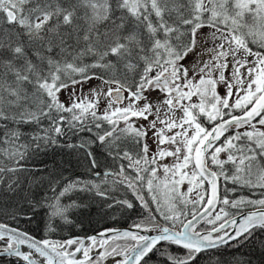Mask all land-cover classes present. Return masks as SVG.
<instances>
[{
	"label": "snow or ice",
	"instance_id": "1",
	"mask_svg": "<svg viewBox=\"0 0 264 264\" xmlns=\"http://www.w3.org/2000/svg\"><path fill=\"white\" fill-rule=\"evenodd\" d=\"M81 10L82 15L78 14ZM5 24L14 27L4 28ZM205 27L211 31L203 40H210L213 47L198 53ZM193 53L197 57L212 53L198 70L193 65L198 81L189 79V70L182 63ZM229 57L231 73L226 76ZM86 58L91 62L86 63ZM93 79L101 85L87 95L76 93L77 85L82 90ZM218 84L225 86L224 96L218 94ZM69 88L71 103L66 105L59 93ZM153 93L159 98L153 99ZM194 96L198 102H192ZM102 98L107 103L99 113ZM234 110L241 114H233ZM177 111L182 112L180 117ZM201 115L215 122L210 131L199 122ZM45 120L46 128L42 126ZM138 120L148 124H138ZM27 125L40 126V132L28 143H18L23 136L20 127ZM233 128L236 131L226 135ZM241 128L245 130L239 131ZM262 129L264 0H0V184L10 177L6 191H23L31 207H46L50 217L66 220V212L75 202L64 205L62 198L76 191L95 190L99 196L107 192L80 178L69 179L57 192L61 178L49 181L51 196L45 193L41 201H32L29 197L35 181L29 178V186L22 188L20 174L30 171L24 163L30 149L60 146V137L87 132L91 134L87 138L64 146L83 152L91 169L98 167L92 151L97 142L114 160L128 161L134 177L122 164L117 172H105L104 183L112 177L113 186L125 185L148 210L131 229L104 230L88 237V244L82 238L38 240L0 224V254L25 264H104L109 258L114 264H148L150 255L156 253L163 264H196L206 252L247 240L264 231V198L229 200L224 196L221 200L219 182L264 189ZM149 131L157 144L154 153L147 143ZM222 137L223 142L214 147ZM129 141L140 149L135 156L122 147ZM165 144L174 147H162ZM165 157H173L174 163L160 165L165 173L160 181L153 165ZM142 173L147 174L146 181ZM185 181L187 193L179 188ZM145 188L156 205L154 210L145 198ZM193 191L197 199H186ZM204 200V215H210L209 210L218 203L254 210L238 211L229 219L220 208L214 220H207L213 225L211 230L201 231L197 228L199 214L193 211L187 219L188 213L178 204L196 205ZM117 203L133 207L127 200ZM222 215L223 222L216 227ZM119 240L126 243H117ZM22 245L29 251H22ZM80 253L82 257L77 258Z\"/></svg>",
	"mask_w": 264,
	"mask_h": 264
},
{
	"label": "trees",
	"instance_id": "2",
	"mask_svg": "<svg viewBox=\"0 0 264 264\" xmlns=\"http://www.w3.org/2000/svg\"><path fill=\"white\" fill-rule=\"evenodd\" d=\"M78 14H83L81 10ZM118 14V13H117ZM4 28H11L14 26L3 25ZM103 27V26H102ZM31 55V53H29ZM5 58H8L7 56ZM86 63H90V58L85 59ZM99 71V70H97ZM235 112L233 114H237ZM199 122L200 119L198 118ZM201 123V122H200ZM48 121L42 122V126L46 128ZM14 126V125H10ZM206 129L210 125H202ZM37 128L35 132H32ZM20 131L23 136L18 143H28L33 134L40 132V126L27 125L21 126ZM95 131V130H94ZM236 129L229 130L226 135H231ZM3 133L0 131V136ZM91 134L87 132H78L73 135L68 133L66 136L60 137V146L51 145L41 151H35L34 148L29 150V157L24 161L25 166L30 169L28 173H21L23 178L22 188H27L29 178L35 181L31 186V194L29 199L32 201H41L47 193L49 196L52 193L49 191L50 180H61L57 192L63 187L69 179L80 178L84 181H93L100 185L101 190L107 192L105 196H99L93 191H76L68 196L62 198L61 203L64 205L75 202V206L69 208L66 212L67 219L60 217H50L48 215L49 209L46 207L34 208L29 205L28 199H25L23 191L11 193L5 190L7 180L0 184V223L5 225L19 228L26 233L38 238L52 239L64 241L70 237L86 236L94 234L102 229L131 227L134 223L140 222L145 216L148 215V210L141 207L140 201L136 200L133 193L127 189L125 185L113 186L110 181L112 177H108L109 183H104L105 172H117L120 166H125L126 172L130 176H135L136 173L133 169H128V162H115L111 156H108L106 150L100 145L101 148L97 149L92 145V151L96 158L98 167L91 169L87 158L83 152H78L75 149H70L64 145L67 143H77L81 137L87 138ZM225 138V137H224ZM224 138L220 143L223 142ZM124 145L132 146L129 141ZM137 146V145H136ZM135 146V147H136ZM139 150V147L137 146ZM136 149V150H137ZM127 150L134 154V150ZM9 163L10 162H7ZM230 167V166H229ZM99 173V175H96ZM142 175H145L142 173ZM228 189V191H225ZM232 189H235L234 191ZM219 194L222 200L227 196L229 200L239 199L240 197H247L253 200L264 198V189L261 188H247L240 185H233L230 181L225 183L222 179L219 182ZM146 195V193H145ZM147 196V195H146ZM145 196V198H146ZM149 200L148 198H146ZM127 200L133 204L132 208H127L125 205L117 203L118 201ZM150 202V209H155V205ZM111 205V207H109ZM223 204L219 203L218 207ZM178 206L188 213L187 219L191 218L193 211H200V205L191 206L179 203ZM225 211L229 214L228 218L236 216L237 212H245L254 209L249 206L244 209H235L230 205H223ZM161 224L165 222L154 213ZM203 224V223H202ZM199 225L198 228L200 226ZM49 232V234L47 233ZM163 247V245H161ZM172 251H176L173 247ZM0 264H18L9 258H0ZM148 264H163V261L158 254L153 253L148 259ZM196 264H264V231H257L247 240H240L233 242L228 246H222L218 249L212 250L202 254L197 260Z\"/></svg>",
	"mask_w": 264,
	"mask_h": 264
},
{
	"label": "rangeland",
	"instance_id": "3",
	"mask_svg": "<svg viewBox=\"0 0 264 264\" xmlns=\"http://www.w3.org/2000/svg\"><path fill=\"white\" fill-rule=\"evenodd\" d=\"M210 31H211V30H210L209 28H207V27H205V28H203V29L201 30V32H200V36H201L200 46L197 48L196 52H198V53H199V52H205L207 49L213 47L212 42H211L210 40H209L208 43H205L204 40H203V37H204L206 34H208ZM217 43H218V41H217ZM254 50H255V49H254ZM211 55H212V53H207V54H205V55H201V56L197 57L196 54L193 53V54L189 55V56L187 57V59H185V60L182 62V63L184 64V66H185L186 68H188V70H189V71H188V77H189V79H194V80H196V81L199 80V78H200L199 75H195V76L193 75V73H194L193 65L195 64V65H196V69H195V70H198L199 67L202 66V64H203L204 61H207V60H209V59L211 58ZM249 59H251V58H249ZM197 60H199V63H197ZM242 71L246 74V69H243ZM230 73H231V57H229V67H228V69L225 70V75L228 76V75H230ZM213 76H214V77H215V76H218V73L214 72V73H213ZM100 85H101V81H100V80L93 79V80L89 81L88 83L84 84L82 90H81V86H80V85H77L75 91H76V93H77L78 95H80V94L87 95V94L89 93V90H90L91 88H95V87H98V86H100ZM103 90H104V91H107V86H106V85L103 86ZM71 92H72V89L69 88V89H67V90H62V91L59 93V98H60V100H61L63 103H65L66 105L71 103V99H70ZM217 92H218V94H219L220 96H224V95L226 94V88H225V86H224L223 84H218V85H217ZM125 95H127V94L125 93ZM152 98H153V99H157V98H159V96H158L157 93H153V94H152ZM234 99H235V97H232V98H230V101L234 102ZM192 102H198V98L195 97V96L192 97ZM106 103H107V100L102 98V99H101V102H100V104H99V106H98V112H99V113H102V112L104 111L105 106H106ZM185 103H187V101H185ZM235 112H238L236 115H238V114L240 115V114H241L239 110H234V113H235ZM181 115H182V112H180V111H177V112H176V116H177V117H180ZM162 116H163V113H162ZM152 118H153V117L150 116V117H149V120H151ZM199 118H200V122H201V123H202V118H203L204 121L209 122L208 125H210V129L213 127V125H215V122H210V121H208V120L206 119V117H204V116H202V115H201ZM136 123H138V124H143V125H147V124H148V121H146V120H138V121H136ZM121 126H123V125L121 124ZM157 127H160V125L158 124ZM258 127H259V126H258ZM244 130H245L244 128L239 129V131H244ZM262 130H264V129H262ZM167 134H168V135H171L172 133H171V132H168ZM147 143H148V145H149V147H150V149H151V152L154 153V152L157 150V144H156V143L154 142V140H153V133H152L151 131L148 132ZM215 146H219V143H217ZM215 146H214V147H215ZM162 147H165V148H168V149H172L174 146L171 145V144H165V145H163ZM136 149H137V146H136V147L134 146V147H133V150H134L135 153L133 154V156H135L136 153L139 152V150H140V149H139V150H138V149L136 150ZM209 151H211V150H209ZM150 154H151V153H150ZM220 157H221L222 159L226 158V153H221V154H220ZM115 162H128V161H126V160H120V161H115ZM173 163H174V158H173V157H165V158H163L162 160H160V161L158 162L157 165H153V167H157V168H158L157 176H158V178H159L160 181H162V180L164 179V177H165V173H164V171H163V168L160 167V165H165V164H166V165H172ZM190 168H191V166H190ZM144 174H145V181H146V179H147V174H146V173H144ZM168 178H169V179L172 178L170 174H169V177H168ZM176 178L178 179L179 177H176ZM160 187H161V190H162V189H163V184H161ZM204 187L207 188V190H208V192H209V189H208V186H207V182H205V186H204ZM179 188H180V191H181V192L187 193V192H188V188H189V185H188L187 181H185L184 183H182V184L179 186ZM201 191H202V190H201ZM144 192H145L146 195H147V190H146V188L144 189ZM146 195H145V196H146ZM157 195H159V193H157ZM146 198H148V199L151 201V197H150V196L147 195ZM186 199H189V200H196V199H197L196 191H193L192 193H189L188 196L186 197ZM202 204H206V200L201 201L200 204L193 205L192 203H188L187 205L195 206V208H196V206H198V205H200V207H201ZM154 205H155V204H154ZM155 207H156V205H155ZM201 208H202V207H201ZM220 208H224V206L222 205L221 207H218V208L212 213V215H211L208 219H213V220H214V218H215V214L218 213V212H220ZM158 216H160L159 213H158ZM208 219H207V220H208ZM223 219H224V217H223V215H222V219H221V221L216 222V225H218L219 223H221V222L223 221ZM207 220L204 221V223L202 224V226H200V227L198 228L199 230H201V231H205V230H209V229H211V228L213 227L212 224L207 223ZM0 224H3V223H0ZM3 225H5V224H3ZM5 226H8V225H5ZM8 227H11V226H8ZM11 228H15V229H17V230H19V231L25 232V231H23V230H21V229H19V228H16V227H11ZM127 228H131V227H127ZM107 229H110V228H107ZM107 229H102L101 231H103V230H107ZM101 231H99V232H101ZM25 233H26V232H25ZM47 233L49 234V232H47ZM29 235H30V234H29ZM89 235H90V234H89ZM31 236H32V235H31ZM86 236H88V235H86ZM32 237H34V236H32ZM79 237H84V236L70 237V238H68V239H74V238H79ZM34 238H35V237H34ZM36 239H38V238H36ZM38 240H40V239H38ZM49 240H52V239H49ZM66 240H67V239H66ZM53 241H59V240H53ZM64 241H65V240H64ZM61 242H63V240H62ZM4 243H6V241H5ZM117 243L124 244V243H126V242H125L124 240H119V241H117ZM127 243H133V242H132V241H127ZM0 246H2V245H0ZM98 251H99V249L93 251V253L96 252V254H97ZM93 253H92V254H93ZM93 256H95V255H93ZM4 257L9 258V259H12L13 261H15V262L18 263V264H25V262L22 261V260H19V258H17V261H16V260H14V259H16V258H13V257H9V256H0V258H4ZM117 259H119V258H117ZM107 261H111L112 264H114V260H113L112 258L107 259V260L104 262V264H105Z\"/></svg>",
	"mask_w": 264,
	"mask_h": 264
},
{
	"label": "water",
	"instance_id": "4",
	"mask_svg": "<svg viewBox=\"0 0 264 264\" xmlns=\"http://www.w3.org/2000/svg\"><path fill=\"white\" fill-rule=\"evenodd\" d=\"M234 129V128H233ZM223 138V137H222ZM221 138V139H222ZM218 143V142H217ZM215 146V145H214ZM208 189H209V193H210V186H208ZM217 206H218V204H217ZM217 206L215 207V208H213V209H210L209 210V212H210V215L216 210V208H217ZM252 210H254V209H252ZM252 210H248V211H252ZM248 211H245V212H242L241 214H246ZM204 212H205V209L204 208H202L199 212H197L199 215H198V224H197V227L200 225V224H202L210 215H204ZM189 219H191V218H189ZM231 219V218H230ZM237 219H239V217H237ZM8 227V226H7ZM216 227H219V225H217ZM9 228H11V227H9ZM13 229H15V228H13ZM110 229H115V230H120V231H123V230H129V229H131V228H127V227H119V228H110ZM108 230V229H107ZM211 229H209V230H205V231H210ZM104 231V230H103ZM22 232V231H21ZM102 232V231H101ZM100 232H98V233H94V234H90V235H88V236H84V237H79V238H82V239H84L85 240V242L86 241H89L87 238L88 237H91V236H94V235H96V236H98V234H99ZM141 234H145V233H141ZM230 243H233V242H230ZM21 250L22 251H29V249L26 247V245H22L21 246ZM96 254V252L95 253H93L92 255H95ZM79 255V254H78ZM78 255H77V257H78ZM0 256H7V255H3V254H0ZM13 258H16V257H13ZM119 258V257H118ZM17 259V258H16Z\"/></svg>",
	"mask_w": 264,
	"mask_h": 264
},
{
	"label": "bare ground",
	"instance_id": "5",
	"mask_svg": "<svg viewBox=\"0 0 264 264\" xmlns=\"http://www.w3.org/2000/svg\"><path fill=\"white\" fill-rule=\"evenodd\" d=\"M80 15H81V14H80ZM198 118H199V117H198ZM199 119H200V118H199ZM208 124H209V122L204 121L203 118H202V123H201V125H208ZM47 126H48V125H47ZM47 126H46V127H47ZM214 126H215V125H213V127H214ZM105 127H107V126L105 125ZM213 127H212V128H213ZM212 128H211V129H212ZM211 129H210V127L208 128L209 131H210ZM36 130H37V128H34V129L32 130V132H35ZM221 141H222V139H221L219 142H221ZM127 146L129 147L130 150H133V147L136 146V145H135L134 143H132V146H129V145H123L122 147L127 148ZM94 147L96 148V150L99 149V148H101L98 142L94 145ZM85 243L88 244V243H90V241H86ZM230 244H231V243H230ZM80 257H82V253H80V254L78 255L77 258H80ZM14 260L17 261V259H14ZM41 261H42V258H41ZM105 264H112V262H111V261H107Z\"/></svg>",
	"mask_w": 264,
	"mask_h": 264
}]
</instances>
